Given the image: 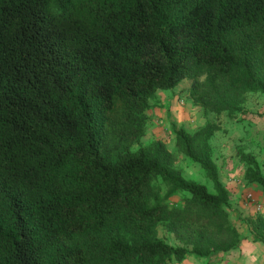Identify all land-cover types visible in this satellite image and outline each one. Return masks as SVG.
I'll return each instance as SVG.
<instances>
[{"label": "trees", "instance_id": "16d2710c", "mask_svg": "<svg viewBox=\"0 0 264 264\" xmlns=\"http://www.w3.org/2000/svg\"><path fill=\"white\" fill-rule=\"evenodd\" d=\"M183 79L215 115L264 94V0H0V264H168L238 246L220 124L142 144L157 92ZM237 156L242 184L264 192L255 155ZM247 221L264 244V210Z\"/></svg>", "mask_w": 264, "mask_h": 264}, {"label": "rangeland", "instance_id": "374dc122", "mask_svg": "<svg viewBox=\"0 0 264 264\" xmlns=\"http://www.w3.org/2000/svg\"><path fill=\"white\" fill-rule=\"evenodd\" d=\"M189 80H184L180 82L173 90L172 94H168V98L164 99V96H161L160 105L158 106L157 116L162 118L176 117L178 119H182V123L187 127H197L203 124L207 120H212L220 124V130L215 132L214 142L213 143V152L214 157L219 165V174L220 176H225V169L228 172L234 173L236 172L238 176L239 172L241 173L244 170V164L241 163L238 159V151H249L252 152L256 160L258 161L263 173H264V111L260 110H249L246 108V104L248 102L256 103L258 105L259 99L264 98V94H253L248 100L244 103L243 110L241 112H237L233 115H228L226 113H221L219 115H215L214 113H210L204 111L198 105L193 104L189 97ZM178 87V88H177ZM178 105L186 107L183 110L178 111ZM176 108V110H174ZM175 111V112H174ZM162 114V116H161ZM152 116V115H150ZM151 118V117H150ZM189 118V119H188ZM155 118L150 119L148 123V128L144 137L142 138V144L149 143L155 135H153L152 130L154 129ZM191 123V124H190ZM192 125V126H190ZM173 132V129H172ZM163 141L167 145L168 148H174V139H172L170 134L163 136ZM233 143L235 147H233V151H228V145ZM136 148V147H134ZM222 157H224L222 159ZM176 166L181 170L182 174L185 178L190 180H196L201 183L206 184L209 188H211V183L204 176L201 169L195 164L191 163L186 158L182 157L178 154V160L176 162ZM248 186L242 185L240 190ZM253 190V189H252ZM254 191V190H253ZM239 192V190H238ZM241 193L239 192L238 197L232 195L230 199V206L239 205V208H230V213L235 216V212L239 213V216L236 217L240 222H245L246 216H243L241 211L236 209H241L240 206L246 208H250L249 205L244 203L241 198ZM256 196V194H255ZM256 199L260 202V199L256 196ZM236 200H240L239 202ZM181 195H175L172 197L171 202L180 203ZM262 211V210H261ZM260 211V212H261ZM243 216V217H241ZM252 217H256V213L252 215ZM158 236L162 238L165 242L169 243L173 246H179L181 243L174 236L173 233L167 231L164 227H158ZM247 237V236H246ZM217 254V253H216ZM215 254V255H216ZM168 264H210L206 262V259L194 258L192 256H186L181 261H177L174 258L170 260Z\"/></svg>", "mask_w": 264, "mask_h": 264}, {"label": "crops", "instance_id": "0c3cea01", "mask_svg": "<svg viewBox=\"0 0 264 264\" xmlns=\"http://www.w3.org/2000/svg\"><path fill=\"white\" fill-rule=\"evenodd\" d=\"M184 80H188V79H183L182 81H184ZM182 81H180V82H182ZM188 83L190 86V80ZM174 88H172L170 90L158 91L156 94V99L152 103V107L147 111L148 123L150 122V119L155 118V121H152L154 123V129L152 130V132H153V135H155L152 140L157 139V138L163 140L162 137L166 136L167 134H170L172 139H174V134L172 132L173 128L183 127L186 130L191 131V130L198 127L197 126V127H194L191 129V127H187L182 123V119H178L176 117H173V118L169 117L170 120L167 119L166 117L161 119L159 116L156 115V113L158 112L157 111L158 106L161 103L160 102L161 96H164V99L168 98L167 95L168 94L171 95ZM258 102H259L258 105L256 103L248 102L246 104V108L249 110L264 111V98L259 99ZM178 108L179 109L177 112H179L181 110L184 111V109L186 107L178 105ZM174 110H176V108H174ZM150 115H152V116H150ZM161 116H162V114H161ZM201 125H199V126H201ZM190 126H192V125H190ZM147 128H148V126H147ZM214 136L215 135H213V137L211 138L212 146H213V143L215 144ZM233 147H235V145L233 143H231V145L229 144L228 145V151L232 152L234 149ZM223 158L224 157H222V159ZM217 161H219V159L216 160V162ZM238 174L239 175L236 176L237 175L236 172L230 173L227 171V169H225V176H220L221 181L223 182L225 187L230 191L231 196L234 195V196L238 197L239 192L241 193L240 188L243 185L242 183L244 181L243 180L244 174H243V171L241 173L239 172ZM248 187L255 191L256 196L258 197V199H260V202L263 205L262 210H264V192L262 190V187L255 182L249 183ZM238 190H239V192H238ZM236 201L239 202L240 200H236ZM233 206H234V208L235 207L239 208V205H237V204L232 205V207ZM240 208L241 209H236V210L241 211L243 216H246L247 218H254V217H252V215H254L255 212L253 211V209L251 207L250 208H248V207L244 208V207L240 206ZM235 216L238 217L239 213L237 214V212H235ZM235 216H233V214H231V221L234 223V225L237 227V229L240 233V242H239L238 246L231 251L219 252L216 255L215 254L211 255L209 258H206V262H208L210 264H264V244L261 242L253 240L251 232H250V228L248 225L247 218L244 220L245 222H240L238 219H236ZM243 216H241V217H243Z\"/></svg>", "mask_w": 264, "mask_h": 264}, {"label": "built area", "instance_id": "2783aa9c", "mask_svg": "<svg viewBox=\"0 0 264 264\" xmlns=\"http://www.w3.org/2000/svg\"><path fill=\"white\" fill-rule=\"evenodd\" d=\"M241 194L242 201L249 205L255 213L260 212L263 209L262 203L256 199L255 191L251 188H243Z\"/></svg>", "mask_w": 264, "mask_h": 264}]
</instances>
